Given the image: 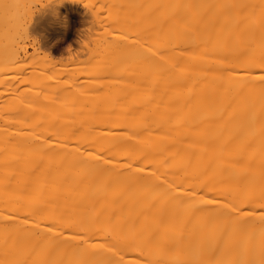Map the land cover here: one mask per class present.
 <instances>
[{"label":"bare ground","instance_id":"1","mask_svg":"<svg viewBox=\"0 0 264 264\" xmlns=\"http://www.w3.org/2000/svg\"><path fill=\"white\" fill-rule=\"evenodd\" d=\"M108 2L69 65L0 21V86L34 66L0 114V264H264V0ZM47 4L34 50L76 0Z\"/></svg>","mask_w":264,"mask_h":264},{"label":"rangeland","instance_id":"2","mask_svg":"<svg viewBox=\"0 0 264 264\" xmlns=\"http://www.w3.org/2000/svg\"><path fill=\"white\" fill-rule=\"evenodd\" d=\"M108 1H111V0H99V1L97 0L95 2L93 0H76L74 12H66L62 10L59 13L58 18H57L59 21L56 20V22H51V23L43 22L40 26L37 27V30L33 31L35 34H37V36H39V40H40V42L37 44L36 50H34L32 46H30L32 39L30 36H28L27 32L30 31L31 28L29 29L27 28V26H29L31 22L29 21V19H31L30 17L31 13L34 15L36 14L39 15L42 9L46 10V8H48L47 6L51 3L50 1H49V4H47L48 0L46 1L45 0H22L19 2L21 3V5H19L18 3V7L22 6L21 9L19 8V10L17 9L18 7L16 9L11 8L9 10H6L7 13L6 11L2 12L3 10L2 11L0 10L3 15L1 16L2 18H4V19L1 18L0 21L1 23L4 22L7 28L8 26H10L8 31H10L9 36H10V40L12 39V43L15 46L14 48L19 47L20 49V46L26 47L27 45L26 47L27 53H30V54L34 53L36 55L38 53L42 55L45 52L47 53V51L49 50L50 52L49 51L48 52L52 54L51 56H53L52 59L56 60L55 64L57 66H60V65L66 64V62L67 63L71 62L72 61L71 59H73L74 57L83 58L85 56V51L87 49L86 45H90V46L93 45V47L96 46V50L99 51L100 47L101 48L104 47L103 45L102 46L100 45L101 43L103 44L105 41L107 42V40L108 41L113 40V37L111 36L112 31L106 33V34L111 33L110 36L107 35L108 37H111V39H107V38L105 39L104 32L105 30L106 31L109 30L110 28L109 26H111L112 24L111 18L114 17L113 18L114 20L115 17L117 16L116 13L118 11L116 9L117 11V12L115 11L116 16H114L115 14L113 13V11L115 10L114 6H116V4L113 5V3L111 4ZM103 2L105 4H103ZM44 3L47 4L46 7L42 6L44 5ZM100 4L104 6L107 5V6L106 8L104 7V9H103V6H101L102 10L101 9L98 10V7ZM27 5L29 7H27ZM108 5L111 8L108 7ZM112 6L114 7V9L112 8ZM45 10L43 11V13L45 12ZM49 12H50V9H49ZM92 12H95V13H92ZM63 19H67L68 25H69L65 35H63L64 34V28L62 25ZM114 28L115 27L112 25V30ZM113 31H115V29ZM29 34H31V31ZM101 40L103 42H101ZM106 42L104 43L105 45H106ZM69 44L73 48V49L71 48V51L72 50L74 51L72 52L74 53V55L76 54L75 56H72L67 52V46ZM30 54L29 56L26 57L21 52L22 58H20V60L17 59V61L15 62L13 61L12 63H10L12 65L9 64V66H12V67H9V70L5 72L6 74L3 73V75L5 74L6 76H8L7 79L9 83H11V84H7L8 82L6 79L7 85L4 83L2 84V86H0V108H1L0 114L3 113L2 115L3 118L4 116L6 117L9 112L11 113V111H8V109L4 110L5 112L8 111L7 113L3 112L2 110L6 109L3 107L8 106L7 103L10 100L12 101L14 99L13 98L14 94L16 93V97H19L22 100L23 98H21L20 94L22 95V97H25L28 92L27 89L30 86H28L29 84L26 81H22V79L24 80V77L30 71V69H28V66H30L31 69L32 67L34 68V66H32L29 61L31 57ZM28 57H29V60L27 59ZM96 58L97 59L101 58L99 53L96 54ZM3 66L4 65L2 61H0V69H2ZM81 71H85V69L81 68ZM24 90H26L27 92H24ZM17 94L19 95L17 96ZM25 99L26 98L22 100L23 103H26ZM21 105H24V104L21 103ZM12 114L8 115L7 117L12 116Z\"/></svg>","mask_w":264,"mask_h":264}]
</instances>
